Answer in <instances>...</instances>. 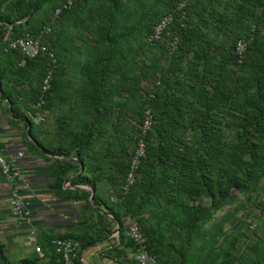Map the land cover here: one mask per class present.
I'll list each match as a JSON object with an SVG mask.
<instances>
[{
    "label": "trees",
    "instance_id": "16d2710c",
    "mask_svg": "<svg viewBox=\"0 0 264 264\" xmlns=\"http://www.w3.org/2000/svg\"><path fill=\"white\" fill-rule=\"evenodd\" d=\"M64 2L0 0V43L29 33L54 52L57 66L37 123L61 119L63 140L46 150L78 159L84 169L74 184L96 189L107 171L116 200L102 204L118 226L110 254L136 264L124 226L131 216L159 264H264V0H76L62 8ZM168 13L172 20L151 38ZM238 39L245 42L241 54ZM6 52L15 57L13 111L25 108L21 116L34 136L26 111L36 110L48 58L20 65L18 50ZM145 111L153 118L143 135L145 155L138 179L122 194ZM77 169L57 160L51 187L61 190ZM71 198L97 205L88 191L74 190ZM112 231L55 238L77 241L79 253ZM52 239L40 241L42 256L20 264H62Z\"/></svg>",
    "mask_w": 264,
    "mask_h": 264
},
{
    "label": "crops",
    "instance_id": "0c3cea01",
    "mask_svg": "<svg viewBox=\"0 0 264 264\" xmlns=\"http://www.w3.org/2000/svg\"><path fill=\"white\" fill-rule=\"evenodd\" d=\"M6 26L8 31V24ZM14 59L15 57L10 56L0 43V76L3 77L0 80V146L4 148L8 158L19 151L23 152V156L16 163V183L9 182L0 171V254L3 253L5 258L3 260L0 257V264H20L22 259L37 253L36 246L44 252L41 240L79 232L94 235L100 229L109 227H112V233L106 239L80 251L77 260L81 264H121L123 259L116 258L109 252L110 241L117 240L118 226L111 220V215L102 204V199L114 197L109 187L107 171L104 178L100 175L96 189L73 183V178L84 169L78 159L73 154L62 156L46 150V147L54 148L66 133L59 125L61 119L58 115H48L41 123L32 119L34 136L30 134V123L21 116L25 108L17 109V113L13 111L14 95L11 89L16 86V77L11 74V69ZM6 93H11V97L5 95ZM32 144L35 147L31 146ZM67 159L78 161L79 164H76L80 170L69 173L62 183L61 190H54L51 185L55 180L57 160L69 161ZM67 178H70L69 182H66ZM13 186H16L30 203L29 223H18L12 217L9 199ZM74 190L88 191L89 196L90 190H93L95 198L97 196V205L87 207L84 200L71 198ZM88 201L91 203L89 198ZM87 226H92V229L84 231ZM115 232L117 234L113 235Z\"/></svg>",
    "mask_w": 264,
    "mask_h": 264
},
{
    "label": "built area",
    "instance_id": "2783aa9c",
    "mask_svg": "<svg viewBox=\"0 0 264 264\" xmlns=\"http://www.w3.org/2000/svg\"><path fill=\"white\" fill-rule=\"evenodd\" d=\"M75 1L76 0H65V2L62 4V8L71 7ZM184 3V1L179 2L178 8H182L184 6ZM60 9V7L55 9V15L59 14ZM172 18L173 17L171 13L162 16L154 25L151 38L159 39L162 31L169 24ZM49 30V27H44L42 33H47L49 32ZM244 48V40L238 39L236 43L238 54H241ZM9 49H15L19 51L21 55V59L19 62L20 65H24L29 59L36 58L43 54L47 55L48 63L41 77L40 92L35 102L36 110L26 111L27 116L38 122L42 118L40 108L44 104L46 92L51 88L54 70L57 66L55 54L45 46L40 37L33 36L29 33H25L8 41V43L4 47V50L8 51ZM152 123V115L148 111H145L142 116L141 124L139 125L140 131L135 136V142L128 159L126 172L121 180L120 189L122 194L126 193L138 179V169L141 165V161L145 155L146 150V143L143 135L151 128ZM22 156L23 152L19 151L16 153V155L8 158L5 155L4 148L0 146V171L9 182L16 183V181L18 180V168L16 166V163L17 160ZM111 200H116V198L111 197ZM9 206L14 220H16L18 223L30 222V203L20 194V191L16 186H13L10 191ZM124 226L126 237L133 241L135 246L134 259L136 261V264H159L156 256L147 249L144 236L142 235L136 220L131 216H127L124 219ZM253 226L254 224H250L251 228H253ZM116 234L117 232H115L113 235ZM51 242L56 247L57 251H59L60 261L62 264H75V261L78 257L77 250L79 247L77 241L68 238H54L51 240ZM35 250L40 256H42V251L38 246L35 247Z\"/></svg>",
    "mask_w": 264,
    "mask_h": 264
},
{
    "label": "water",
    "instance_id": "95a60500",
    "mask_svg": "<svg viewBox=\"0 0 264 264\" xmlns=\"http://www.w3.org/2000/svg\"><path fill=\"white\" fill-rule=\"evenodd\" d=\"M8 26H9V28H8V31H7V34H9L10 33V31H11V28H12V25H10V24H8ZM41 149V148H40ZM44 153H46V151L45 150H43V149H41ZM67 160H69V161H73V162H75V163H78L79 164V162L78 161H76V160H73V159H67ZM78 170H80V167H79V169ZM70 181V178H67L66 179V182H69ZM93 199H94V191L93 190H90V196H89V200L92 202L93 201Z\"/></svg>",
    "mask_w": 264,
    "mask_h": 264
},
{
    "label": "rangeland",
    "instance_id": "374dc122",
    "mask_svg": "<svg viewBox=\"0 0 264 264\" xmlns=\"http://www.w3.org/2000/svg\"><path fill=\"white\" fill-rule=\"evenodd\" d=\"M240 197H242V195H239ZM234 205V203H232V204H228V205H226L225 207H224V210H226V209H228L229 207H232ZM218 213H220V212H218ZM257 216H258V211L257 210H254V213L251 215V220L252 221H257Z\"/></svg>",
    "mask_w": 264,
    "mask_h": 264
}]
</instances>
